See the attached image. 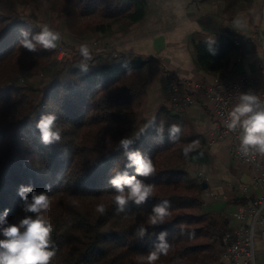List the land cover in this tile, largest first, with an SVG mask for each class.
<instances>
[{"label":"trees","instance_id":"16d2710c","mask_svg":"<svg viewBox=\"0 0 264 264\" xmlns=\"http://www.w3.org/2000/svg\"><path fill=\"white\" fill-rule=\"evenodd\" d=\"M38 1L62 14L76 36L107 33L114 25L146 16L145 0H0V10L11 16ZM223 1L233 14L247 11L252 2ZM249 15L253 23V13ZM25 30L41 31L23 21L0 28V216L8 210V225H18L26 216L35 219L36 213L23 210L19 189L31 187L37 194L47 191L49 207L40 215L55 228L56 255L50 264H146L144 258L161 231L167 232L171 248L156 264H217L221 238L232 220L227 210L204 209L206 188L193 171L210 162L205 141L187 130L181 112L172 106L161 104L152 117L144 116L148 91L165 72L162 64L152 58L117 55L109 48L101 55L93 54L85 73L79 67L85 61L78 54L71 64L54 72L35 100L18 79L51 61L54 50L38 47L33 53L24 49L19 40ZM234 33L228 30L215 42L195 43L196 62L202 70L225 68L226 56L237 49ZM43 114L56 115L59 143H41L36 123ZM153 120L135 144L154 161L156 175L146 179L156 186L153 198L142 206L129 203L126 213H117L108 181L117 173L132 172L125 167L119 140L134 138ZM161 123L162 142L156 132ZM172 124L181 128L175 143L169 140ZM189 144L194 151L185 158L183 149ZM162 199L171 202V215L164 225L152 227L148 216ZM100 203L106 205L104 215L96 212ZM141 225L148 229L144 239L135 235Z\"/></svg>","mask_w":264,"mask_h":264},{"label":"crops","instance_id":"0c3cea01","mask_svg":"<svg viewBox=\"0 0 264 264\" xmlns=\"http://www.w3.org/2000/svg\"><path fill=\"white\" fill-rule=\"evenodd\" d=\"M145 1L146 16L142 20L124 21L114 25L107 33H87L83 41L91 49L99 47L97 51L100 53L97 55H101L102 46L110 45L126 57L152 58L162 64L165 72L148 91V104L144 109L146 118L152 117L161 104L171 107L165 87L173 74L212 82L217 75L234 80L245 73L252 78L251 89L264 91V0H252L247 12L241 10L244 14L239 17H244H238V20L234 16L227 17L224 23L217 13L228 15L231 11L225 9L222 0ZM250 12L253 13V23L249 20ZM236 21H240V27L234 25ZM228 30L243 36L255 33L256 37L243 41L239 48L230 52L221 72L202 70L196 62L195 43L200 40L215 42ZM91 38H95L92 43L89 42ZM238 54L241 55L240 61H237ZM181 116L190 133L203 137L210 155L209 163L193 171L194 176L198 170L210 176L208 186L203 191L204 209L215 213L227 210L231 216L240 204L260 194L259 187L252 182L253 170L250 165L231 155L230 137L209 143L219 118L213 101L202 92L197 93L196 101L181 112ZM245 185H249L246 193L242 192ZM256 255L259 263L264 264V239L257 240Z\"/></svg>","mask_w":264,"mask_h":264},{"label":"clouds","instance_id":"9594fccd","mask_svg":"<svg viewBox=\"0 0 264 264\" xmlns=\"http://www.w3.org/2000/svg\"><path fill=\"white\" fill-rule=\"evenodd\" d=\"M239 26L240 21H236ZM61 34L52 30L47 24L41 26L38 34L30 31H22L19 44L29 52H37L38 47L45 50H54L58 46ZM209 51H213L209 47ZM79 54L83 57L84 63L79 65L82 72L88 71V64L91 59L90 49L87 44L79 46ZM57 117L54 114H43L36 123V128L40 134V141L45 146H49L61 141V131L56 125ZM155 120L150 121L146 127L139 129L132 136H123L119 140V148L127 160L126 169L115 174L108 183L114 189L113 204L117 213H126L129 203L142 206L153 198L155 184L147 183L146 179L156 175L154 161L150 155L143 154L135 148L136 142L146 133ZM225 127L230 132L239 129L240 151L245 157L250 154H260L264 156V101L259 96L251 93H242L239 102L234 105L225 120ZM156 132L163 140L164 126L161 123L156 127ZM169 140L175 143L179 139L181 128L177 124L169 126ZM194 143H198L194 142ZM194 151L193 145L189 144L183 149V155L188 158ZM23 210L36 213L35 219L31 216L23 218L18 225H8L6 219L8 210H4V215L0 216V264H50L56 255L55 242L52 233L55 231L54 225L45 220L40 215L49 207L48 192L35 193L31 187L21 186L19 189ZM31 194V202H29ZM106 205L100 203L96 206V212L101 215L106 214ZM171 215V202L162 199L156 203L148 216V223L152 227L164 225ZM7 225V226H4ZM138 239H144L148 235V229L143 225L135 230ZM167 232L161 231L157 234L152 249L146 257V264H156L161 256H166L171 248L167 239Z\"/></svg>","mask_w":264,"mask_h":264},{"label":"built area","instance_id":"2783aa9c","mask_svg":"<svg viewBox=\"0 0 264 264\" xmlns=\"http://www.w3.org/2000/svg\"><path fill=\"white\" fill-rule=\"evenodd\" d=\"M255 33L243 36L237 32L232 35V40L239 48L243 41L252 40ZM58 60H63L70 53L69 49L62 45L56 48ZM114 53L119 55L117 50ZM123 60V58H120ZM241 60V55H237V61ZM175 75V74H174ZM252 78L243 73L234 80L217 75L212 82L203 80H193L188 77H171L165 87L171 106L179 112L186 111L195 101L196 95L202 92L213 101L215 112L219 118L213 130L210 144L231 138L230 153L238 161L247 163L253 170V185L259 187L260 194L249 198L240 204L231 213V228L224 233L220 241V254L217 264H260L256 255V242L264 239V156L260 154H250L245 157L239 149V129L230 132L225 127V120L242 93H251L260 97L264 101V91L250 88ZM196 177L200 182H207L210 176L204 171L198 170ZM249 185L242 187V192L246 193Z\"/></svg>","mask_w":264,"mask_h":264},{"label":"rangeland","instance_id":"374dc122","mask_svg":"<svg viewBox=\"0 0 264 264\" xmlns=\"http://www.w3.org/2000/svg\"><path fill=\"white\" fill-rule=\"evenodd\" d=\"M239 5L243 7L241 4ZM241 14H244V11L235 12L234 14L231 11L228 15H225L224 13H217V16L224 23L227 21V17L234 16L233 18H237L238 20V17ZM242 16L244 17V15ZM21 21L29 26L37 27L40 30L42 25L47 24L52 30L61 34V39L58 42V46L62 45L64 48L69 49L70 51L67 57H65L63 60H58L57 53L55 51L56 49H54V57L51 61H48L44 66L34 68L29 73L19 77L18 82L26 88L25 92L29 94L31 98L36 100L40 96V90L51 80L54 72L58 68L71 64L73 58L75 59V57L78 56L79 46L84 44V35L76 36L72 34L67 28L64 16L62 14L53 12L47 3L42 1L34 2L24 6L21 8V11H19L18 14H13L11 16L0 10V28L9 24H17ZM234 25L240 27V25ZM96 39L100 40L98 37ZM93 40L95 41V38H91L89 42L92 43ZM109 48L114 51L110 45H104L102 46L101 54L106 53ZM89 49L91 57L93 54H98V52L100 53V51H97V49H100L99 47H95V49H91L89 47Z\"/></svg>","mask_w":264,"mask_h":264},{"label":"water","instance_id":"95a60500","mask_svg":"<svg viewBox=\"0 0 264 264\" xmlns=\"http://www.w3.org/2000/svg\"><path fill=\"white\" fill-rule=\"evenodd\" d=\"M202 185H203L204 188H206V187L208 186V183L205 182V181H203V182H202Z\"/></svg>","mask_w":264,"mask_h":264}]
</instances>
